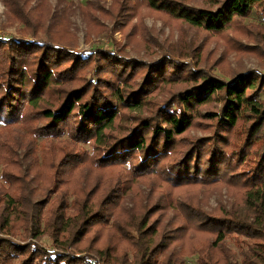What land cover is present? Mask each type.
<instances>
[{"label": "trees", "instance_id": "16d2710c", "mask_svg": "<svg viewBox=\"0 0 264 264\" xmlns=\"http://www.w3.org/2000/svg\"><path fill=\"white\" fill-rule=\"evenodd\" d=\"M213 1L208 8L185 0L140 2L208 33H219L254 10L264 22V0ZM210 104L219 106L203 110ZM194 126L204 127V134L188 136ZM23 132L43 142L44 196L70 187L68 176L86 166L123 167L128 175L108 182L105 216L79 200L65 216L63 192L45 222L55 218L60 226L51 234L53 244L65 245L58 236L79 221L86 222L76 232L79 241L91 224L108 225L119 238L101 246L98 258L0 238V264H118V257H127V244L140 246L134 252L140 264H186L188 257L195 264H264V74L223 80L167 55L144 61L110 49L74 52L45 40L0 38V163L10 156L20 162L25 152L32 157L37 151L34 144L26 150L12 142L13 133L18 138ZM11 175L3 171L4 178L16 179ZM149 179L159 189L164 184L187 190L183 199L141 205L137 222L136 210L124 221L113 220L108 208L118 209L133 184ZM6 184L0 232L18 226L38 237L46 229L45 198L34 203L27 199L33 191L28 183L22 192L23 182ZM210 194L217 198L214 206L206 203ZM165 206L176 216L162 224ZM173 224L178 225L171 229Z\"/></svg>", "mask_w": 264, "mask_h": 264}, {"label": "rangeland", "instance_id": "374dc122", "mask_svg": "<svg viewBox=\"0 0 264 264\" xmlns=\"http://www.w3.org/2000/svg\"><path fill=\"white\" fill-rule=\"evenodd\" d=\"M140 1L0 0V38L45 40L74 52L91 51L96 48L110 49L126 59L144 61L157 60L162 55H167L185 64H190L196 70L223 80H229L239 73L251 71L264 74V22L258 11L254 10L246 18L236 19L219 33H208L190 27L164 13L150 10ZM185 2L197 8H208L215 5L213 0H185ZM169 90L173 92L176 89ZM218 106V104H210L203 110H213ZM203 129L205 128L194 126L188 131V136L200 137L204 134ZM18 138H15L13 133L12 142L20 141L26 150L32 147L30 144H34L37 146V151L33 150L32 157L25 152L20 162L17 158L10 156L11 160L19 162L18 166L11 165V160H4L0 163V209L2 202L6 200L3 198L5 188L8 187L7 181H12L15 185L23 182V187L19 192H22V189L27 190L29 184L33 191L27 199L34 203H38L42 198L46 200V204L41 207V222L46 229H41L39 236L34 237L27 230L16 226L11 233L9 231L0 232V238L13 240L21 245L34 243L45 248H62L69 253L79 251L84 255L90 254L98 258L101 246L119 238L114 230L108 228V225L91 224L88 229H85L88 233L79 243V237L75 236L76 232L82 231L81 228L86 224V222L79 221L73 231L63 234L64 236L61 234L58 236L60 238L58 241L65 242V245L57 247L53 244L54 239L51 234L60 226L55 218L45 224L46 218L49 214L51 215L52 208L57 205L59 197L65 191L67 199L63 201L66 200L68 203L65 216H70L75 212L73 209L75 200L84 203L89 211L94 209L105 216L104 200L109 190L108 182H116L119 177L127 179V173L123 167L92 170L86 166L74 175L68 176L71 182L70 187H64L57 193H48L49 195L44 196L47 184L43 179L46 174L41 176L44 170L42 160L45 154L44 149L42 150L43 142L40 140L35 142L31 134L27 135L24 132ZM4 170L13 174L11 176L16 179L4 178ZM28 173L32 180L25 177ZM22 176L23 180H30L28 184L19 179ZM153 181V179L142 180L133 184L118 209L112 211L108 208L111 218L118 222L124 221L136 210L137 222L140 218L138 213L141 205L149 207L155 203L161 204L162 199H183L182 195L187 190L173 191L164 184L159 189ZM19 195L15 196L19 198L21 197ZM216 200L215 194H210L206 203L214 206ZM161 212H163L161 218H164L162 224L171 223L176 216L175 211L167 206ZM159 214L151 215L148 223L157 219ZM177 225L173 224L170 228L173 229ZM124 248L128 252L127 257H118V264H140L139 261L135 262L137 254H134L140 251V246L127 244ZM117 254H119L118 251ZM186 264H195V258H186Z\"/></svg>", "mask_w": 264, "mask_h": 264}]
</instances>
